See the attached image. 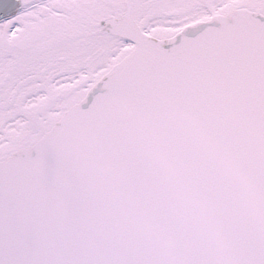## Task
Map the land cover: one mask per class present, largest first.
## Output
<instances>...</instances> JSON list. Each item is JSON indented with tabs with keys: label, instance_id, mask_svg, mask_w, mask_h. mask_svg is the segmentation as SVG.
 Masks as SVG:
<instances>
[{
	"label": "snow or ice",
	"instance_id": "snow-or-ice-1",
	"mask_svg": "<svg viewBox=\"0 0 264 264\" xmlns=\"http://www.w3.org/2000/svg\"><path fill=\"white\" fill-rule=\"evenodd\" d=\"M0 264H264V0H0Z\"/></svg>",
	"mask_w": 264,
	"mask_h": 264
}]
</instances>
